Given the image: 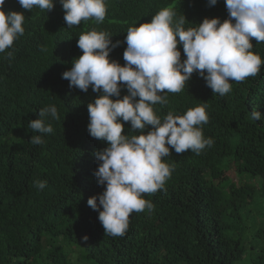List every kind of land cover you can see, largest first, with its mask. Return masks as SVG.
I'll return each instance as SVG.
<instances>
[{
	"label": "trees",
	"instance_id": "trees-1",
	"mask_svg": "<svg viewBox=\"0 0 264 264\" xmlns=\"http://www.w3.org/2000/svg\"><path fill=\"white\" fill-rule=\"evenodd\" d=\"M104 2L103 23L68 28L59 0L48 13L5 0V12H22L25 19L24 35L0 53V264H264V64L258 76L230 81L224 96L213 95L194 73L180 93H167L166 105L154 106L163 120L169 111L182 116L204 105L209 121L202 132L214 143L199 155L170 150L163 162L175 169L165 190L143 197L153 210L133 212L122 237L104 234L98 212L87 205L104 191L93 173L95 153L108 145L87 131V105L101 93L70 88L62 79L82 55L79 35L109 33L112 43L121 42L109 59L123 66L128 28L150 22L165 7L185 16V29L204 18H228L224 0L211 7L207 0ZM252 43L264 61V43ZM178 50L185 59L182 45ZM127 94L121 86L120 98ZM53 105L60 119L43 118L53 133L32 132L29 122ZM253 111L260 120L251 119ZM123 134L139 133L125 123ZM33 135L44 142L31 144ZM36 181H46L43 190Z\"/></svg>",
	"mask_w": 264,
	"mask_h": 264
},
{
	"label": "clouds",
	"instance_id": "clouds-1",
	"mask_svg": "<svg viewBox=\"0 0 264 264\" xmlns=\"http://www.w3.org/2000/svg\"><path fill=\"white\" fill-rule=\"evenodd\" d=\"M215 6L217 0H207ZM25 11L33 8L51 12L53 0H18ZM68 28L81 22H104L107 7L104 0H59ZM228 18H204L198 27L185 29L184 15L177 17L172 7L158 11L150 22L129 27L124 43V65L110 60V52L120 45L112 43L110 34L95 29L79 35L76 46L82 55L72 61L70 70L62 79L70 88L101 93L87 105L91 138L108 146L95 153L98 167L93 173L97 184L104 187L98 196H91L87 205L98 212L104 234L113 237L125 235L130 215L152 211L154 205L144 195L165 190L166 181L175 169L174 164L163 162L171 151L181 155L187 151L199 155L214 141L205 138L202 125L209 117L205 106L190 108L182 116L171 111L163 117L156 114L155 105L168 103L167 93H180L194 73L203 78L213 95L224 96L231 91V82L243 83L256 77L264 61L252 51L255 40L264 43V0H224ZM5 0H0V53L11 49L24 35L22 12H5ZM178 45H182L185 59L181 60ZM41 51L46 48L41 47ZM8 57L13 53L9 51ZM121 86L127 95L120 98ZM116 97V99H112ZM38 119L28 127L34 133L51 134L53 127L44 119L59 120L57 108H41ZM258 111L252 120H260ZM131 125L138 135H125L124 124ZM151 130L145 134V129ZM41 135H33L30 143L40 145ZM34 186L43 190L46 181ZM83 239L86 241L87 236Z\"/></svg>",
	"mask_w": 264,
	"mask_h": 264
},
{
	"label": "rangeland",
	"instance_id": "rangeland-1",
	"mask_svg": "<svg viewBox=\"0 0 264 264\" xmlns=\"http://www.w3.org/2000/svg\"><path fill=\"white\" fill-rule=\"evenodd\" d=\"M236 180H237V178L232 177V181H233L234 183H236Z\"/></svg>",
	"mask_w": 264,
	"mask_h": 264
}]
</instances>
